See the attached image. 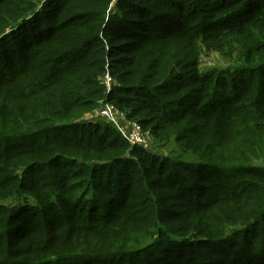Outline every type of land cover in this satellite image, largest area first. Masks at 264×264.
Listing matches in <instances>:
<instances>
[{
    "label": "trees",
    "instance_id": "1",
    "mask_svg": "<svg viewBox=\"0 0 264 264\" xmlns=\"http://www.w3.org/2000/svg\"><path fill=\"white\" fill-rule=\"evenodd\" d=\"M0 264H264V0H0Z\"/></svg>",
    "mask_w": 264,
    "mask_h": 264
},
{
    "label": "built area",
    "instance_id": "2",
    "mask_svg": "<svg viewBox=\"0 0 264 264\" xmlns=\"http://www.w3.org/2000/svg\"><path fill=\"white\" fill-rule=\"evenodd\" d=\"M103 84L106 87V92L110 90L112 80L108 74H105L103 79ZM98 115L101 117L106 123L115 124L116 126H121L120 123H124L126 117L115 109L112 105L106 103L102 105L98 110ZM120 134L122 137L132 146H139L143 149H148L146 146V141L144 139L143 132L139 125L136 123L130 124V130L127 132L121 131Z\"/></svg>",
    "mask_w": 264,
    "mask_h": 264
},
{
    "label": "rangeland",
    "instance_id": "3",
    "mask_svg": "<svg viewBox=\"0 0 264 264\" xmlns=\"http://www.w3.org/2000/svg\"><path fill=\"white\" fill-rule=\"evenodd\" d=\"M227 62V60L226 59H224L219 53H217V52H210V53H208V57H204L203 59H202V68H204L203 66L204 65H209V66H212V65H217V66H219V67H224V66H226V63ZM107 102H105V101H102L101 103H100V106H99V108L102 106V105H104V104H106ZM99 108H97L94 112H92L91 114H89V115H87V116H85L86 118L85 119H89V120H91L92 122H100V123H104L105 121L101 118V117H99V115H98V110H99ZM116 109V108H115ZM118 110V109H117ZM119 111V110H118ZM120 112V111H119ZM122 113V112H121ZM124 116H125V114L124 113H122ZM126 117V116H125ZM121 122V121H120ZM120 122H118V124H121V126H116L115 124H110L119 134H120V132L121 131H124V132H127V131H129L130 130V124H134V123H136L135 121H131V120H128L127 118H126V120L124 121V123H120ZM137 124V123H136ZM137 125H139V124H137ZM140 126V125H139ZM141 128V127H140ZM141 130H142V128H141ZM142 132H143V135L144 136H146V137H144V139H145V141H146V146L148 147V149H144V150H146V151H152V152H154V153H156V154H160V155H167L168 154V151L166 150V149H164V148H155L154 147V139H153V137L150 135V134H148V133H146V132H144L143 130H142ZM121 135V134H120ZM141 148V147H140ZM143 149V148H142Z\"/></svg>",
    "mask_w": 264,
    "mask_h": 264
}]
</instances>
